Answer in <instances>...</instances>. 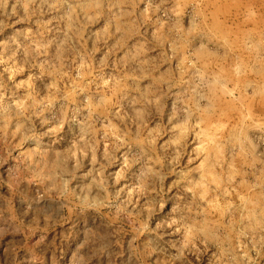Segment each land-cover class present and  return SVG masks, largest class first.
I'll list each match as a JSON object with an SVG mask.
<instances>
[{"label": "rangeland", "instance_id": "obj_1", "mask_svg": "<svg viewBox=\"0 0 264 264\" xmlns=\"http://www.w3.org/2000/svg\"><path fill=\"white\" fill-rule=\"evenodd\" d=\"M0 264H264V0H0Z\"/></svg>", "mask_w": 264, "mask_h": 264}]
</instances>
